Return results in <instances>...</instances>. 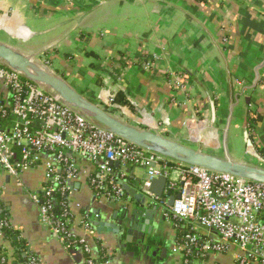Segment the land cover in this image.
I'll use <instances>...</instances> for the list:
<instances>
[{
    "label": "crops",
    "instance_id": "crops-1",
    "mask_svg": "<svg viewBox=\"0 0 264 264\" xmlns=\"http://www.w3.org/2000/svg\"><path fill=\"white\" fill-rule=\"evenodd\" d=\"M0 12L7 42L38 47L54 70L123 120L216 156L264 161L258 152L264 147V0H0ZM117 92L130 106H110L108 93ZM12 100L0 81V113ZM250 117L261 118L255 130ZM67 159L77 170L67 183L71 229L95 264H186L178 249L185 224L142 192L145 169L112 168L111 179L136 193L115 201L89 183L99 162ZM20 179L22 187L0 169V203L29 251L42 264H84L83 250H66L40 223L31 195L49 186L45 166ZM177 180L174 167L168 181ZM161 193L169 199L168 187ZM198 234L218 241L214 232ZM238 253L233 247L208 262L237 264Z\"/></svg>",
    "mask_w": 264,
    "mask_h": 264
},
{
    "label": "built area",
    "instance_id": "built-area-1",
    "mask_svg": "<svg viewBox=\"0 0 264 264\" xmlns=\"http://www.w3.org/2000/svg\"><path fill=\"white\" fill-rule=\"evenodd\" d=\"M44 61L52 67L47 60ZM0 81L11 91L14 101L11 113L15 118L10 127L0 126V169L14 178L17 186L22 187L20 177L23 173L41 164L45 166L49 181V186L44 190L45 196L31 195V198L39 207L40 223L50 230L53 238L66 250L83 247L84 253L90 254L86 241L71 229L69 204L65 205L64 214L56 217L53 213L56 202L50 199L56 188L68 194L67 183L77 175L76 164L67 159V155L72 154L100 163L91 186L97 192L106 191L108 186H112V192L107 191L106 197L115 201L124 196V189L118 180L111 179L110 164L117 162L145 169L141 190L148 198L158 200L163 206L167 205L169 199L158 198L151 191L152 184L160 177L169 179L172 168L168 164L174 163L178 180L175 184L169 182L167 197L176 195L170 192L176 190L180 198L167 209V216L183 222L191 228V232H195L185 237L184 244H178L179 251L185 256V252L198 250L197 259L201 264H209L210 255L236 247L239 252L235 260L237 264H264V185L173 162L140 149L92 125L38 86L2 66ZM181 83L180 80L176 82L184 91ZM237 84L245 85V82L239 81ZM108 99L112 108H120L114 104L115 95L108 93ZM4 111L0 113L2 117L6 116ZM16 150L19 151L18 156ZM260 166L264 167V161ZM4 226H8V223L0 222V228ZM83 228L85 232L92 231L88 221ZM202 229L214 232L218 241L207 238L206 241H200L198 232ZM0 245L9 251L8 259L0 257V264L12 263L15 260L11 256L13 252L1 231ZM29 264L42 262L36 256ZM84 264L95 263L89 258Z\"/></svg>",
    "mask_w": 264,
    "mask_h": 264
},
{
    "label": "water",
    "instance_id": "water-1",
    "mask_svg": "<svg viewBox=\"0 0 264 264\" xmlns=\"http://www.w3.org/2000/svg\"><path fill=\"white\" fill-rule=\"evenodd\" d=\"M0 66L38 86L46 94L85 118L92 125L104 129L140 149L155 153L173 162L264 185V167L235 161L228 156H216L157 132L139 128L79 91L64 76L42 60L29 55L9 42L0 41ZM110 166L112 168L119 167L120 163H111ZM117 182L123 187L124 192H128L132 196L136 195L134 190L126 185V181L118 179ZM168 186V178L160 177L153 181L151 191L161 198L163 187L165 189ZM156 189H160V191L157 192ZM179 198V194L170 195L165 206L166 209L171 208Z\"/></svg>",
    "mask_w": 264,
    "mask_h": 264
},
{
    "label": "trees",
    "instance_id": "trees-1",
    "mask_svg": "<svg viewBox=\"0 0 264 264\" xmlns=\"http://www.w3.org/2000/svg\"><path fill=\"white\" fill-rule=\"evenodd\" d=\"M90 55H95V54H91ZM12 102H14L12 100ZM114 104L116 105H123V106H130L128 100H127V96L123 93V92H117L115 93V100H114ZM6 116L2 117L0 115V126L1 128H6V127H10L13 122L15 121V118L13 117L12 113H11V108H5ZM260 117L257 119H253L252 117H250L248 119V125H250V129H257L258 124L260 123ZM251 133V132H250ZM258 152L260 154V156L263 158L264 160V147H260L258 148ZM17 156L19 155V151L16 150ZM168 167L170 168H174L176 167L174 163H169ZM63 169V174L65 172V166L63 165L62 167ZM95 176H92V178L90 179V184L91 181H93V179ZM60 188H56V191L52 194V197L50 198L51 200H55L56 204L53 207V213L56 217H60L62 216V214H64L65 211V205L68 203V197L67 195L63 194L62 192H60L59 190ZM107 191L108 193L112 192V186H108L107 187ZM175 192H177L176 190H174ZM45 196V193H41V197ZM0 222H7L8 226H4L2 227V229L0 228V231L4 234V239L6 241H9L12 248H13V259H15L12 263L10 264H29L30 260L32 258H36V255L31 253L29 251V248L26 244V242L24 241V239L21 238L20 234H18V232H16L13 227L11 226L10 223V215L9 212L7 210H5V208L3 207V205L0 203ZM177 223V222H176ZM179 224V221H178ZM10 225V226H9ZM180 229H181V234H180V238H179V243L180 244H184L185 243V237L190 233H195V232H191V228L188 227L187 225H180ZM199 236V234H198ZM200 237V241H206L205 237L199 236ZM8 248H4L2 245H0V257H4L7 258L9 256L8 253L9 251L7 250ZM79 249L84 251L83 247H80ZM85 254V258L89 259L90 255ZM184 259L188 261V264H191V261H193L194 259L197 260V256L199 254L198 250H193L192 252L189 253H184ZM6 259V261H7ZM4 264H9V263H4Z\"/></svg>",
    "mask_w": 264,
    "mask_h": 264
},
{
    "label": "rangeland",
    "instance_id": "rangeland-1",
    "mask_svg": "<svg viewBox=\"0 0 264 264\" xmlns=\"http://www.w3.org/2000/svg\"><path fill=\"white\" fill-rule=\"evenodd\" d=\"M5 13H1L0 12V16H3ZM8 15H11V11L8 10ZM28 27V26H27ZM9 39L8 35H6L5 32H3L2 30H0V41H4L7 42V40ZM10 43V42H9ZM12 45L18 47L19 49H21L22 51H25L26 53H28L29 55H33L34 57H36L39 60H42L44 63H46V61H44V56H43V52H41V50H39L38 47L33 48L34 46H22L20 43H14L11 42ZM46 60V59H45Z\"/></svg>",
    "mask_w": 264,
    "mask_h": 264
}]
</instances>
